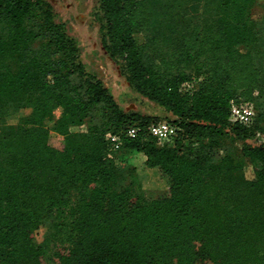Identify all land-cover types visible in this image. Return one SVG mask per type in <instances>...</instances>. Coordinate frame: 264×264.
Instances as JSON below:
<instances>
[{"label":"trees","instance_id":"1","mask_svg":"<svg viewBox=\"0 0 264 264\" xmlns=\"http://www.w3.org/2000/svg\"><path fill=\"white\" fill-rule=\"evenodd\" d=\"M257 5L100 0L105 50L180 128L162 144L149 132L157 117L125 113L85 70L50 2L0 0V264H264ZM240 100L255 103L250 123L230 120ZM134 124L139 135L126 137ZM108 132L122 133L119 147ZM133 151L166 178V192L141 191L120 163ZM47 223L62 236L39 242Z\"/></svg>","mask_w":264,"mask_h":264},{"label":"rangeland","instance_id":"2","mask_svg":"<svg viewBox=\"0 0 264 264\" xmlns=\"http://www.w3.org/2000/svg\"><path fill=\"white\" fill-rule=\"evenodd\" d=\"M55 10L56 22L64 25L67 34L72 37L79 49L81 61L85 70L100 79L108 92L113 96L120 108L125 113H136L142 116H153L160 120H169L174 116L161 106L151 102L139 94L130 85L122 68L105 50L102 44L104 34L103 13L100 9V0H47ZM264 15V0H258V5L253 9V16L260 18ZM264 62V50L261 56ZM74 82L81 83L79 78ZM264 103V97L261 98ZM22 111L13 115L11 122H17ZM60 116V110L56 111L54 118ZM53 123L52 121L48 122ZM86 125L73 127V131H85ZM57 141V137H52ZM227 144L232 147L228 139ZM146 156L140 151H133L121 157V164H127L135 169L137 185L148 196H155L167 190V180L155 169H149L145 165ZM249 169L248 171H250ZM50 223L45 224L36 232L39 242L50 243L51 239L60 238L62 234H53Z\"/></svg>","mask_w":264,"mask_h":264},{"label":"built area","instance_id":"3","mask_svg":"<svg viewBox=\"0 0 264 264\" xmlns=\"http://www.w3.org/2000/svg\"><path fill=\"white\" fill-rule=\"evenodd\" d=\"M256 115L255 103L249 100L232 101L230 120L233 123L247 124L253 121ZM180 128L168 120H160L151 123L149 126L150 134L162 144L172 143L179 133ZM141 131V127L137 124L129 126L123 133L126 137L136 138ZM107 139L119 147L122 140V133L108 132ZM256 139L258 142L264 143V135L258 134Z\"/></svg>","mask_w":264,"mask_h":264}]
</instances>
